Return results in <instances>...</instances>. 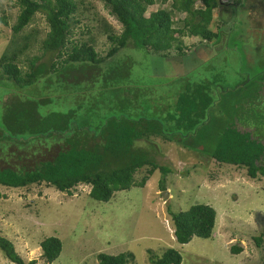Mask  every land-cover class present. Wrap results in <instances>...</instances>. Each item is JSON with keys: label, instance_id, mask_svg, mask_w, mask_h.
Masks as SVG:
<instances>
[{"label": "trees", "instance_id": "trees-1", "mask_svg": "<svg viewBox=\"0 0 264 264\" xmlns=\"http://www.w3.org/2000/svg\"><path fill=\"white\" fill-rule=\"evenodd\" d=\"M15 1L19 13L10 26L8 5L0 0V23L11 29L0 55V84L7 82L14 87L2 103L0 186L29 189L38 185L73 195L79 186L86 185L91 198L108 202L118 191L144 187L160 170V187L165 190L171 169L155 161L149 147L152 140L180 142L200 135L208 137L206 146L218 165L243 169L250 179L264 178V163L259 164L264 144L249 131H241L233 121L217 133L204 129L217 103V78L213 74L199 79L193 78V73L181 77L183 83L177 87L173 84L176 89L164 104L147 106L145 102L150 99H139L138 87H134L133 56L120 54L124 49H139L144 56L164 57L174 51L185 56L196 47L186 46L185 37L222 42V27L230 22L232 30L233 22L228 21L230 11L228 16L226 10L219 11L223 5L220 0H159L170 3V8L151 11L149 7L158 0H100L121 24L119 32L94 12L90 2ZM253 2L261 4L264 0ZM39 13L49 26L43 38L39 29L31 27ZM239 17L233 19L242 27ZM84 19L88 23L84 24ZM101 36L107 43L98 49ZM257 79L264 83V68ZM147 90L143 88V93ZM244 92H239L243 98ZM106 95L111 96L113 104L112 111L104 114L107 110H100L97 102ZM69 97L67 106L59 100ZM251 99L256 103L255 98ZM155 107L157 111L152 112ZM142 169L146 173L138 180L136 175ZM170 214L175 238L181 244L194 236L209 239L214 233L217 213L210 204H195ZM255 240L260 246L262 235ZM40 247L42 258L51 263L59 257L62 242L50 236L41 241ZM0 249L16 264L37 263V259L25 260L1 230ZM241 251V247L232 250ZM98 259L100 264H129L134 256L129 251L118 255L99 253ZM150 259L153 264H182V255L174 248Z\"/></svg>", "mask_w": 264, "mask_h": 264}, {"label": "rangeland", "instance_id": "rangeland-1", "mask_svg": "<svg viewBox=\"0 0 264 264\" xmlns=\"http://www.w3.org/2000/svg\"><path fill=\"white\" fill-rule=\"evenodd\" d=\"M4 1L11 14V26L19 7L15 0ZM83 1L86 5L90 2L94 12L105 18L115 31H121V24L102 1ZM220 1L226 3V9L222 10L229 15L228 2L236 0ZM248 2L243 0L242 9ZM158 8L168 9L170 3L158 0L148 11ZM251 12L248 11V16ZM240 13L241 7L236 11L237 17ZM254 15L258 19L256 23L263 22L260 10ZM241 21L244 25L239 31L236 29L235 35L231 32L230 22L222 27L224 39L220 43L185 37L186 46L196 45L185 56L175 51L160 57L144 56L139 49L121 50L120 54H131L134 58L131 76L134 87H138L137 97L150 99L145 102L147 106L158 107L176 89L173 84L177 87L178 83H183L181 77L193 73V78L199 79L213 74L217 78L214 84L217 103L210 110V120L204 129L217 133L223 125L233 121L238 129L249 131L253 138L264 144V83L257 81L264 68V32L253 25L250 27V18ZM83 23H88V19ZM31 27L39 29L42 38L49 30L41 13ZM10 34V27L0 23V55ZM239 35L243 36V43L237 38ZM99 43L98 49L106 47L105 36L99 37ZM217 73L223 76L224 82ZM13 88L7 82L0 84V119L3 100ZM143 88L148 92L143 93ZM252 89H261L256 103L251 99ZM244 90L250 93L248 99L239 93ZM59 100L67 106L71 98ZM112 102L111 96L106 95V99L97 104L100 110H107L106 114L112 111ZM156 107L151 109L152 112L157 111ZM193 138H184L180 142L157 138L149 145L155 161L171 169L165 190L160 187L163 177L160 170L151 175L144 187L118 191L108 202L91 198L88 195L90 188L86 185L79 186L73 195L38 185L29 189L0 186V230L13 240L25 260L37 259L36 264H100L99 253L118 255L127 251L134 256L129 264H153L150 257H160L167 248L180 252L182 264H264V178L250 179L243 169L218 165L206 146L208 137ZM263 163L264 156L259 161V164ZM145 173L142 169L136 178L141 180ZM200 203L210 204L216 210L214 233L209 239L194 236L190 242L181 244L175 238L170 211H186ZM261 235L263 240L258 246L255 237ZM50 236L61 240L62 250L56 260L48 263L41 256L40 243ZM235 247H241L242 251L232 252ZM0 264L16 263L0 249Z\"/></svg>", "mask_w": 264, "mask_h": 264}, {"label": "flooded vegetation", "instance_id": "flooded-vegetation-1", "mask_svg": "<svg viewBox=\"0 0 264 264\" xmlns=\"http://www.w3.org/2000/svg\"><path fill=\"white\" fill-rule=\"evenodd\" d=\"M229 3V5H230V9L228 10V11H230V15H229V19H228V21H232L233 22V29L231 30V32H233V34L235 35V30L238 28V27H241V26H239V22L235 25V21H234V19L233 18H235V17H237V14H236V11L239 9V7H241V13H240V16H242V20H247V19H251V21H249V26L250 25H253V27H257L258 29H261L263 32H264V27H263V24H264V3H258V2H251V0H249V6L247 5L246 6V8L244 9H242V4H243V1H240V2H237V1H232V2H228ZM221 4H223V5H221V7L222 8H220V12H222V9L225 7V2H223V1H221ZM251 7H253V9H251ZM255 8H256V10H255ZM225 9H226V7H225ZM258 10H260L261 12H262V14H263V17H262V21L263 22H260V23H256V20H258L257 18H255V15L254 14H256L257 12H258ZM224 11V10H223ZM248 11H252L251 13H249V16H248ZM228 16V15H227ZM238 17H239V15H238ZM237 17V18H238ZM259 21H261V20H259ZM263 23V24H262ZM251 27V26H250ZM242 35H239L237 38L238 39H242ZM241 42H242V40H241ZM243 43V42H242ZM263 83V82H262ZM256 90H259V92H260V90L261 89H252V94H251V98L252 97H254L255 98V100H257L256 99V97H259L258 95H259V93H257L256 92ZM244 95H245V98H249L250 97V93L249 92H244Z\"/></svg>", "mask_w": 264, "mask_h": 264}, {"label": "water", "instance_id": "water-1", "mask_svg": "<svg viewBox=\"0 0 264 264\" xmlns=\"http://www.w3.org/2000/svg\"><path fill=\"white\" fill-rule=\"evenodd\" d=\"M163 196H165V193H163Z\"/></svg>", "mask_w": 264, "mask_h": 264}]
</instances>
